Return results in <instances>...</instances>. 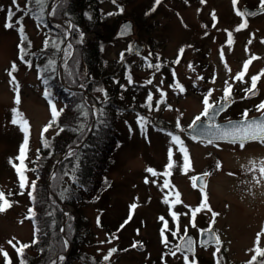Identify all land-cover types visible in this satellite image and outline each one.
<instances>
[{
	"label": "rangeland",
	"instance_id": "1",
	"mask_svg": "<svg viewBox=\"0 0 264 264\" xmlns=\"http://www.w3.org/2000/svg\"><path fill=\"white\" fill-rule=\"evenodd\" d=\"M28 1L16 0V4L13 0L0 1V193L11 202V207L0 213V249L7 253L11 264L15 258L20 259L12 245H31L32 237H38L32 221L26 219V214H30L27 212L29 184L33 182L30 165L41 141H49L56 133L52 126L41 135L52 119L49 99L57 110L62 106L61 99L49 89H46L49 98H45L44 82L34 63L41 58L45 41L53 52L59 31L64 41L56 58L54 52L47 53V67L56 71L62 94L70 92L68 88L84 91L76 92L83 95L95 119L90 95L80 83L88 75L76 47L106 31H113L114 35L124 19L133 21L134 36L111 40L104 46L102 57L107 69L125 56L126 61H121L125 63L121 68L123 75L114 79L121 81L124 88L134 85L139 89L137 108L120 114L115 126L118 141L113 153L114 165L101 182L95 183L99 187L93 196L89 190L79 203L61 204L52 188L64 191L68 179L66 174L65 178L59 176L57 169L78 146L69 148L64 156L53 158L44 185L61 211L62 225L57 243L49 247L59 250L51 264H185V255L177 250L178 242L186 235L197 241L200 232L209 228L218 236L219 245L196 244L190 262L194 259L195 264H250L252 257L258 256L256 248L264 251V234L257 241L258 233H264V176L259 171L264 161V143L248 141L241 149L238 143L229 141L208 143L205 139H193L188 131L197 116H201L197 122L211 124L201 115L205 108L203 101L207 96L210 105L221 103L226 82L231 85L232 104L218 115V122L244 119L245 112L247 119L262 113L257 111V106L264 102V75H260L264 73V13L247 19L236 14L244 6L262 7L261 0H238L235 7L233 0H160L158 4L156 0H95L104 21L88 31L55 15L58 4L77 0H56L48 9L36 3L41 6L36 17L26 13ZM9 9L13 13L12 26L6 28ZM241 23L245 27L237 31ZM46 24L54 26L51 38L46 33ZM20 27L23 34L18 31ZM134 40L144 46L140 54L133 51ZM253 56L257 59L249 65L243 79H235ZM13 64L16 70L9 76ZM157 64L158 69L149 67ZM257 75H260L257 95L245 98L251 78ZM96 97L105 98L104 88L100 92L96 89ZM14 109L28 122L24 160L27 186L23 190L13 167L24 142L19 118L17 124L11 122ZM140 120L144 121L143 127L138 123ZM173 136L179 137L187 149L191 165L187 171L183 169V153L173 142ZM170 149L173 167L167 169ZM149 168L156 175L148 172ZM205 173L208 183L202 193L193 187L192 177ZM165 180L168 187L164 186ZM176 193L181 202L173 204ZM205 196L208 208L193 217L191 210L200 207ZM132 204L136 208L129 219ZM213 212L217 213L214 220ZM165 222L167 229L162 236ZM75 224L80 231L78 249L74 251L70 237L75 233ZM40 236L44 237L45 233L41 232ZM133 244L142 249H135ZM27 248L24 255H33ZM112 248L117 251L105 261L104 256ZM261 261L264 256L256 258L257 264ZM0 264H6L2 254Z\"/></svg>",
	"mask_w": 264,
	"mask_h": 264
},
{
	"label": "trees",
	"instance_id": "2",
	"mask_svg": "<svg viewBox=\"0 0 264 264\" xmlns=\"http://www.w3.org/2000/svg\"><path fill=\"white\" fill-rule=\"evenodd\" d=\"M34 1H28L26 10V13L32 17L40 15L41 6L48 9L56 0H44L40 8ZM97 10L95 0H77L74 3L63 2L58 4L55 15L88 31L97 25H103L104 18ZM37 20L45 24L39 17ZM45 27L48 38H51L54 26L46 24ZM55 28L58 27L55 26ZM112 35L113 31H106L104 35L94 36L86 44L76 47L77 55L88 75L86 81L83 79L80 83L84 85L86 93L90 95L92 107L96 110L95 119H93L92 109L83 99V95L77 92L62 94L56 71L49 70L47 67L49 59L47 53L54 52L56 58L64 41V37L59 31H56L55 40L58 43L53 52L48 43L41 53V58H38L39 61L34 63L44 82L43 87L53 91L61 99L60 110L63 111L56 124L53 125L56 133L47 141V147L44 146V141H41L38 152L30 165L31 180L35 182V189L31 188L32 196L27 212L29 213V209L32 210V213L28 215H30L34 228L38 232V237L35 235V243L27 248L33 255L25 254L23 256L27 264H51L53 255L59 251H54L53 248L50 250L49 247L52 243L56 244L59 239V231L62 225L61 211L53 203L54 198L44 185V178L53 158L56 155H64L71 147L78 146L71 155L66 156L57 169L59 176L62 175L65 178L66 174L68 179L66 180L68 185L64 191L59 192L52 188L61 204L73 206L74 201L78 203L82 201V195H85L86 191L89 190L92 192L90 196H93L99 187L95 183L101 182L106 176V172L114 165L113 153L118 141L115 126L120 120V114L123 111L131 112L137 108L135 105L138 103L136 97L139 89L134 85L124 88L125 86L121 81L114 79L123 75L121 68L125 67V63L121 61H126L125 56L122 60L117 59V62L111 63L112 67L107 66L106 69L104 66L102 50L107 43L111 42ZM22 41L24 40L22 39ZM103 88L105 98L99 100L96 97V89L97 92H100ZM85 113L87 114L85 115ZM81 125L84 126L82 130ZM61 128L64 130L60 131ZM100 223L102 222L100 221ZM71 229V227L68 228L70 232ZM73 229L75 233L71 235L70 240L75 251L78 249L79 225L75 224ZM41 232L45 233L44 237L40 236ZM14 264H20V259L15 258Z\"/></svg>",
	"mask_w": 264,
	"mask_h": 264
},
{
	"label": "snow or ice",
	"instance_id": "3",
	"mask_svg": "<svg viewBox=\"0 0 264 264\" xmlns=\"http://www.w3.org/2000/svg\"><path fill=\"white\" fill-rule=\"evenodd\" d=\"M44 2V0H35V3L42 5ZM203 2V0H202ZM156 3H160V0H156ZM238 0H233V5L234 7L237 5ZM13 4H16V0H13ZM261 6L264 7V0H261ZM236 14L240 17H246L249 15H252V13H249L247 11L244 10H237ZM12 11L11 9L8 10V17H7V21L5 24V27H11V19H12ZM21 21H17V24H20ZM245 24L241 23V25L237 28V31H239L240 29L244 28ZM18 31L23 34V28L20 27L18 29ZM229 37H231V34H229ZM22 39H23V35H22ZM47 41H45V45H47ZM229 43H231V39H229ZM30 46V45H29ZM20 51L23 53L24 49L21 48ZM180 52H183V49H180ZM23 57H21L22 59ZM257 59L255 56L251 57L247 62H245V64L243 65V71H241L236 77L235 79L237 80H242L244 75H245V71L248 69L249 65L252 63L253 60ZM149 67H155V68H159V65H149ZM16 70V66L15 64L12 65V71H10L8 74L9 76H12V72H14ZM260 75H264V73H261ZM260 75L257 76H253L251 78V86L249 88H247L246 94H251V95H255V89L257 87V82L260 79ZM129 79V83H131V77H128ZM14 83V80L12 81ZM148 83H151V81H148ZM179 87V85H177ZM182 90V89H181ZM211 93H209L210 95ZM49 92L46 90L45 91V98L48 99L49 98ZM161 95H163V93H161ZM230 96H231V85H228L226 82V86L224 88V94L222 97V104H218V105H210L208 102V98L207 96L204 99V104H205V108L203 113L201 114L204 117H207L209 115V109H212L213 111H215L217 108L222 111L223 110V104H226L229 102L230 100ZM149 100H151V95H149L148 97ZM16 102L19 103V98L17 97ZM49 104H50V111H51V121L49 122V124L47 126H45V128L43 129L41 135L43 137V133L47 132L49 130V128H51L54 124H56L58 117L61 115V112L63 111L61 110H57L55 105L52 103L51 99H49ZM257 111H261L262 113H264V102H262L261 104H259L257 106ZM14 115H13V119H12V123L13 124H17L18 123V118H19V123L21 126V130L24 132V142L21 144L20 149H19V156L17 157V159L20 161L19 165L13 164V167L17 173L18 179H19V187L21 190L25 189V187L27 186V178L25 176V172L27 171V168L24 164V160L26 159V151H27V146H28V129H27V125L28 122L26 120H23L22 117H19V113L15 112V109L13 110ZM87 113H85L86 115ZM244 119L242 121H240L238 124L235 125H230L229 128H226L224 130H221L217 125L215 124H209L208 128L212 129L215 128L216 131L219 133V136H217V138H227L228 141L230 143L236 144L238 143L240 148L243 149L245 147V142L248 141H259L261 143H264V117H262L260 120H253V121H248L247 120V112H245L243 114ZM201 120V116H197L195 118V120L193 121V125L196 124L197 121ZM138 123L141 124V126L143 127V120L138 121ZM179 126V125H178ZM83 125L80 126L81 130L83 129ZM64 129L61 128L60 131H63ZM59 134V133H57ZM173 142L179 146V150L183 153V169L185 171H187L191 165H190V159L187 153V149L183 147L182 145V141H180L179 137L173 136L172 137ZM193 139H196V137H193ZM208 143H213L212 139L208 140ZM44 146L47 147L48 143L47 141H44ZM220 165L217 164V167H219ZM173 167V163H172V152L171 149L169 150V163L167 165V169H171ZM148 172L152 173L153 175H156V173L154 172L153 169L149 168L147 169ZM259 171L261 173L262 176H264V161L261 162V167L259 168ZM208 173H205L204 176H207ZM193 180V187H197V181H199V187L201 189V192L203 193V189H204V178L203 177H192ZM146 183L148 182L147 180L145 181ZM31 188L34 190L35 189V182L33 181L31 183ZM164 186L168 187V181L165 180L164 181ZM21 194H23V192H21ZM28 195L31 197L32 193L29 192ZM168 200L167 198L165 199V203H167ZM180 199H179V193H176L175 195V199L172 201L173 204H178L180 203ZM11 207V202L9 200L6 199L4 193H0V213L4 212L6 210V208ZM136 208L135 204L130 205V214H129V219L131 218V213L132 210H134ZM203 208H208L207 205V200H206V196L205 198L202 200V203L200 205V207H197L195 209H192V216L195 217V215L201 211V209ZM209 211H211V209H208ZM29 213H32V210L29 209ZM173 219H176V213H171ZM217 215V213H212L213 216V220L215 218V216ZM163 219V218H161ZM128 221H125V223H127ZM97 223L99 226V218L97 219ZM193 227H195V224L193 223ZM121 228H123V225H121ZM167 229V223L165 222L164 228L161 230V235L163 236V232L164 230ZM186 231V230H185ZM208 239L205 240L203 243L204 244H210V243H215L216 245H219V239L218 237H216L214 234H212L211 229L209 228L208 230ZM261 234L264 233H258L257 235V241H259V237ZM173 235H176L175 232H173ZM8 243L10 245H12V241H8ZM19 243V242H18ZM33 243H35V240L33 241ZM16 252L18 257H20V264H27L26 260L23 258L24 256V249L29 247V245H23L21 244L20 247H16L15 245H12ZM136 244H133V247H136ZM180 246H178L179 250ZM117 251L116 248H112L110 249L109 253L107 255L104 256V260L107 261L110 256L115 253ZM187 251H191V241L189 240L187 242ZM217 251H219V248L217 247ZM256 255L258 256H264V251H261L259 248L255 249ZM0 254L5 256V261L6 264H11V262L8 260L7 258V253L3 251V249H0ZM172 255H175V252L171 253ZM61 260H63V257H60ZM184 261L185 264H195V260L193 259L191 262L189 261V257L188 255L184 256ZM250 264H257L256 262V256L252 257V261L250 262ZM259 264H264V261L259 262Z\"/></svg>",
	"mask_w": 264,
	"mask_h": 264
},
{
	"label": "water",
	"instance_id": "4",
	"mask_svg": "<svg viewBox=\"0 0 264 264\" xmlns=\"http://www.w3.org/2000/svg\"><path fill=\"white\" fill-rule=\"evenodd\" d=\"M242 10L247 11L249 13H252V15L246 16L245 18H252L255 16H258L262 13H264V7H260V8H248L246 6H244L242 8ZM134 23L132 20L130 19H124L122 20L119 25L117 26L114 35L111 37L113 41H117V40H121V39H127V38H131L134 36ZM132 47H133V51L135 54H140L143 50H144V46L139 44L137 40H134L132 42ZM68 90L70 91H80L83 92V90H78V89H74V88H68ZM258 93V88L256 87L255 89V95H251V94H246V98H252L254 96H256ZM218 103V104H222ZM218 104H214L218 105ZM232 104V100L230 99L228 103L223 104V110L220 111L218 108L213 111L212 109L209 110V115L206 117V120L208 122H211L212 124L217 125L221 130H224L226 128H229L230 125H235L238 124L241 120H229L226 122H218L217 117L220 113L224 112L230 105ZM262 117H264V113H261L259 116L256 117H251L248 118V121H253V120H260ZM209 124H206L204 122H196L195 125L192 126V128L188 131V133L194 137L197 138H203V139H212V140H223V141H228L227 138H217V136H219V133L216 131L215 128L209 129L208 128ZM196 177H203L204 178V189L203 191L206 190L207 188V183H208V175L204 176V174L198 175ZM197 188L200 189L199 187V181H197ZM212 234H214L216 237H218L215 233L214 230L211 229ZM208 237V231H203L199 234V238H198V242L201 246L206 247L209 245H216L215 243H210V244H204L203 242L205 240H207ZM191 241V251H187V242ZM178 246H180L179 250L180 252H183L187 255H194L195 254V239L193 236L191 235H186L184 236L180 242L178 243ZM136 249H142V246L137 245ZM99 264H106L104 262L99 263Z\"/></svg>",
	"mask_w": 264,
	"mask_h": 264
},
{
	"label": "flooded vegetation",
	"instance_id": "5",
	"mask_svg": "<svg viewBox=\"0 0 264 264\" xmlns=\"http://www.w3.org/2000/svg\"><path fill=\"white\" fill-rule=\"evenodd\" d=\"M260 257H262V256H260ZM250 263V262H249Z\"/></svg>",
	"mask_w": 264,
	"mask_h": 264
}]
</instances>
